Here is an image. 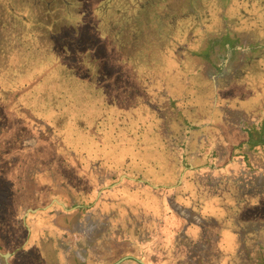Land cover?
Instances as JSON below:
<instances>
[{"label":"trees","instance_id":"1","mask_svg":"<svg viewBox=\"0 0 264 264\" xmlns=\"http://www.w3.org/2000/svg\"><path fill=\"white\" fill-rule=\"evenodd\" d=\"M151 1L139 27L168 6ZM217 8L221 27L246 16L256 33L255 74L234 78L232 91L214 64L204 74L212 51L168 58L169 26L137 33L116 13L92 31L44 12L43 42L64 53L0 102V264L26 238L8 264H264L250 230L264 225V0ZM189 13L169 25L201 17ZM27 15L16 14L25 24ZM226 109L248 116L232 122Z\"/></svg>","mask_w":264,"mask_h":264},{"label":"rangeland","instance_id":"2","mask_svg":"<svg viewBox=\"0 0 264 264\" xmlns=\"http://www.w3.org/2000/svg\"><path fill=\"white\" fill-rule=\"evenodd\" d=\"M230 1L231 0H202L200 2L199 0H164L163 2L165 4L167 3L168 6L162 10L154 11L151 15V21L156 22V28L163 27V29H165L169 26L168 32L172 33L171 35L174 38L175 43L166 50L168 58H173L176 56L177 52L180 53L179 49L182 48L188 50L193 56L206 55L211 51L217 54V57H213V61L209 63L210 67H204L203 72L205 75H207V72L210 70V68L214 69V66L211 65L214 64L215 68L218 69L219 75L224 77L223 79L218 80L217 83L219 85L224 84L229 89H231L229 91H232L234 88V78H238L243 74V72H246V75L249 76H253L255 74L250 70V68L251 62L255 61L258 52L257 50H250L252 49L250 47L255 43V41H257V39L256 33H247V30L251 29L250 27L248 28L247 25V19H249V17L240 16L238 17L237 23H233V27L232 25H228L234 39H237V42L240 43V45L236 44L233 46L231 45L232 42L226 41L228 45L227 47L236 49V52L231 56L229 55L223 59H220L222 56L219 55V52H221L222 49H219V47L211 46L208 48L210 51H207V47L201 50L202 46H205V39L208 38L210 41H212L213 38L216 37V35L212 34V32H215V34L218 35L217 31L215 30L217 26L220 25L219 27L221 28L223 24L222 21L221 23L219 21L218 14L220 13V10H218L217 6L221 4V6L227 7ZM46 2L49 4H46ZM102 2L103 0H0V102L6 98V96L8 97V95L12 92H16L20 90L22 86H26V84L30 83L31 80L39 76L43 69L46 68L51 62L58 61L61 58V55L64 53V49L59 48L60 46L51 43L49 39L47 40L46 38L48 43L43 42V37L41 36L44 34L39 28L48 24L45 20L46 17L44 12H48V9L49 12L52 10H57L61 13L64 12L62 17H64L65 21L67 19V21L76 26L84 23L89 25L92 21L93 24L97 25L98 16H95L97 14L94 15L93 12L94 9L97 10L98 8L103 7V5L100 6ZM104 2H107V0ZM210 2H215L216 6L210 5ZM95 5L96 7L94 8ZM209 5L212 8H209ZM158 6H161V3ZM195 8L200 10L201 17L199 19L198 17H196L197 19H192V17L177 18L174 19V22L171 21L172 26L169 25L170 16H172V18L177 17V15L187 16L191 14L189 13L190 11L195 12ZM25 10L28 12L27 16L28 20L30 21V23L27 24L22 22V20L16 16V14L19 12L26 13ZM97 12L98 10L96 13ZM102 16L106 15L101 13L100 17ZM112 16L115 15L113 14ZM120 18L123 19L122 24L124 27V25L129 23L127 21L130 20V15H128V13L123 14L120 16ZM152 22L149 21L151 24ZM224 22L227 23V21ZM138 23L139 26H141L139 20ZM149 23L145 22L144 26L140 28L144 32L149 31V28L147 27L149 25L152 26ZM100 28H103L102 32L99 30ZM100 28L98 29V34L102 33L100 37L109 33V30H107L104 25H101ZM222 29L225 31V35L229 32L227 26H223ZM136 32L138 33V31ZM145 37L148 39L147 36ZM129 40L130 38L127 37L126 46H128ZM152 42L153 41H151V43ZM206 45L208 46L207 41ZM253 47L255 48V46ZM153 49H160V45L155 43ZM227 54H229V52ZM157 56L158 55H156L154 52L151 55V58L153 59V57L156 58ZM197 62L200 65L205 64V61L198 60ZM260 102L263 104L264 110V96L260 98ZM226 111L229 119L232 120V122H239L245 116H248L247 114H244L238 110L226 109ZM261 112L263 111H254L251 121H255L256 116H258ZM2 123L3 113L0 109V127L4 125ZM186 170L188 169L185 168L181 173L178 179V181L180 180V183L178 184L177 182V185L181 184V179ZM121 177L124 178L125 176ZM257 227L258 229L253 227L250 228V230L253 229L255 233H257V235L262 240L261 243L264 247V225H257ZM255 256L256 258L260 259L258 254H255ZM262 260L263 259L261 257V261Z\"/></svg>","mask_w":264,"mask_h":264},{"label":"flooded vegetation","instance_id":"3","mask_svg":"<svg viewBox=\"0 0 264 264\" xmlns=\"http://www.w3.org/2000/svg\"><path fill=\"white\" fill-rule=\"evenodd\" d=\"M104 1L105 0H103V2L100 4V6L103 5V7L98 8L97 13H96L97 10L94 9V12H93L94 15L97 14L95 16H98V18H99L101 16V13H103V15H106L108 17L102 16V18L104 20H107V19L111 18V16L113 14L118 13L121 16L123 14L128 13V15H130V20H129L130 25H134V28L136 31L139 30L140 27L138 26L137 21H135V19L137 18V16L140 13L142 14V11H143L142 0H107V2H104ZM95 7H96V5L94 6V8ZM91 24H92V27H90V29L93 31L94 30L93 27H95V24H93V21L91 22ZM215 31H217L218 35L215 34V32H212V34L218 36V38H215L212 41H210L208 38L205 39V43L207 41V44H208V46L205 45V48L207 47V51L209 50L208 48L211 46L219 47V49H222V51L219 52V55L222 56V57H220V59H223L224 57L229 56V54H227L228 52L231 53V55L233 53H235L236 49L227 47L228 45L226 43V41H230V42H232L231 45H233V46L239 43V42H237L238 41L237 39H234L232 33L228 32L225 35L224 34L225 31L222 29V27L216 29ZM205 36H206V34H205ZM225 51H228V52H225Z\"/></svg>","mask_w":264,"mask_h":264},{"label":"water","instance_id":"4","mask_svg":"<svg viewBox=\"0 0 264 264\" xmlns=\"http://www.w3.org/2000/svg\"><path fill=\"white\" fill-rule=\"evenodd\" d=\"M186 169H193V168L190 167V166H187ZM122 179H123V177H120V179H119L117 182L111 184L109 187L111 188V187H113V186H116V185H117ZM179 183H180V180L178 181V184H179ZM102 190H103V189H101V190L98 191V194H97L96 199L100 196ZM94 203H95V201H94L93 203L87 205L86 208H90V207H92V206L94 205ZM77 207H78V208H81V207H83V206H82V205H79V206H77ZM37 210H38V209H29V210H27V211L24 213V215H23V222H25L26 217L28 216L29 213H35ZM26 229H27V231H28V235H29V234H30V229H29V227L27 226ZM27 240H28V238H26L24 244L27 242ZM24 244H23L22 246L16 248V249H14V250L11 251V252H6V253H4V254H1V256H2L3 259H4L5 264H8V260H9V258H10L12 255H14L16 252H18L19 249H21V248L24 246ZM128 259L135 260V261H136L137 263H139V264H145L142 260L136 259V258H134V257H132V256H125V257H122L121 259H119L118 261H116V262L113 263V264H121L123 261L128 260Z\"/></svg>","mask_w":264,"mask_h":264},{"label":"crops","instance_id":"5","mask_svg":"<svg viewBox=\"0 0 264 264\" xmlns=\"http://www.w3.org/2000/svg\"><path fill=\"white\" fill-rule=\"evenodd\" d=\"M264 263V262H263Z\"/></svg>","mask_w":264,"mask_h":264}]
</instances>
